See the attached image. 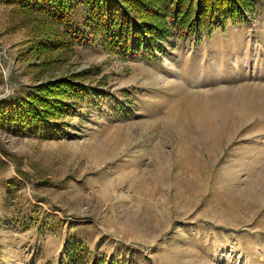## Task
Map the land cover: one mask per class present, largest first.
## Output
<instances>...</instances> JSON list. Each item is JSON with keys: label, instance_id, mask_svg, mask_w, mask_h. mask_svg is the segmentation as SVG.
<instances>
[{"label": "rangeland", "instance_id": "rangeland-1", "mask_svg": "<svg viewBox=\"0 0 264 264\" xmlns=\"http://www.w3.org/2000/svg\"><path fill=\"white\" fill-rule=\"evenodd\" d=\"M254 2L242 23L173 30L135 55L70 37L42 53L55 38L0 0V106L62 79L92 91L71 100L62 136L0 125V264H264V0Z\"/></svg>", "mask_w": 264, "mask_h": 264}, {"label": "trees", "instance_id": "trees-1", "mask_svg": "<svg viewBox=\"0 0 264 264\" xmlns=\"http://www.w3.org/2000/svg\"><path fill=\"white\" fill-rule=\"evenodd\" d=\"M3 1L16 4L36 17L42 22L37 32L55 38L39 44L42 53L64 48L70 37L73 43L81 45L102 39L109 51L122 50L135 55L142 52L151 55L173 30L194 35L242 23L255 5V0ZM75 3L84 4L85 9L84 23L78 29L71 26L70 19ZM90 94L91 89L70 79L42 84L28 97L4 102L0 106V125L26 135L37 131L52 139L62 136L65 126L58 121L73 111L71 100ZM75 247L71 263L77 260Z\"/></svg>", "mask_w": 264, "mask_h": 264}, {"label": "bare ground", "instance_id": "bare-ground-1", "mask_svg": "<svg viewBox=\"0 0 264 264\" xmlns=\"http://www.w3.org/2000/svg\"><path fill=\"white\" fill-rule=\"evenodd\" d=\"M221 96V95H220ZM210 102H212V101H210ZM194 104V103H193ZM200 108V107H199ZM203 108V107H202ZM208 108V107H207ZM199 111H200V109H198ZM204 112V111H203ZM195 114V113H194ZM205 115H207V114H205ZM210 115H212V114H210ZM229 115V114H228ZM193 116V115H192ZM205 120V119H204ZM206 121V120H205ZM203 127V126H202Z\"/></svg>", "mask_w": 264, "mask_h": 264}]
</instances>
